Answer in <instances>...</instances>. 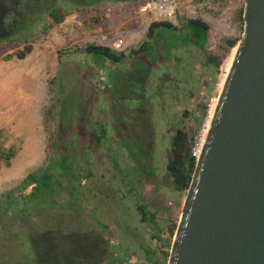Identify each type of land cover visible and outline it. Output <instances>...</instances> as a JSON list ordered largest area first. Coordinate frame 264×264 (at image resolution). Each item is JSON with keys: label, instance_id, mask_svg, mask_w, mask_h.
Returning <instances> with one entry per match:
<instances>
[{"label": "rangeland", "instance_id": "obj_1", "mask_svg": "<svg viewBox=\"0 0 264 264\" xmlns=\"http://www.w3.org/2000/svg\"><path fill=\"white\" fill-rule=\"evenodd\" d=\"M67 1L12 0L18 30L0 41V264H42L52 259L49 245L62 263L86 252L68 264H166L185 198L165 169L171 140L183 129L191 148L207 129L235 49L228 43L242 33L244 1L174 0L170 16L155 11L154 0ZM193 18L208 24L206 36L185 27ZM155 20L175 29L156 35L135 68L130 52ZM119 37L114 51L126 57L119 65L84 51L89 43L112 48ZM25 42L31 50L20 59ZM208 55L219 57L217 68ZM133 80L141 83L134 93ZM113 81L118 98L137 99L138 116L125 110L124 120L116 110ZM119 125L141 144L146 167L132 158ZM57 142L68 154V175L60 177L67 190L55 201L29 196L22 180L57 160ZM43 233L53 237L36 242L40 260L34 242Z\"/></svg>", "mask_w": 264, "mask_h": 264}, {"label": "water", "instance_id": "obj_2", "mask_svg": "<svg viewBox=\"0 0 264 264\" xmlns=\"http://www.w3.org/2000/svg\"><path fill=\"white\" fill-rule=\"evenodd\" d=\"M243 1L166 264H264V0Z\"/></svg>", "mask_w": 264, "mask_h": 264}, {"label": "trees", "instance_id": "obj_3", "mask_svg": "<svg viewBox=\"0 0 264 264\" xmlns=\"http://www.w3.org/2000/svg\"><path fill=\"white\" fill-rule=\"evenodd\" d=\"M46 1L48 5L49 4L48 0ZM70 1L72 2L73 5L76 4L75 2L76 0H69L67 2H70ZM146 1H149V0H146ZM12 3H13L12 0H6L4 2L6 8L3 7L4 15H3V18L0 20V41L15 39L14 34L18 30V25L20 21H17L19 18L17 14H15V10L13 9L14 7L11 5ZM47 5H44V4L41 5L42 6L41 9L47 10ZM9 6H12L13 8H9ZM54 17L55 19H58L59 17H61L60 13H59V16L57 15ZM185 27L190 30L189 32H191L193 36H195L196 31H200L203 33V36L204 35L206 36V32L208 30V24L200 18H193V19L186 20ZM5 28H9L10 31L9 30H8L9 32L6 31ZM173 29H175V27H173L172 23L166 20H155L149 23L148 28L146 30V34H145V40L142 41L140 45H138V47H136L135 49H132L130 52L135 60V68L139 67L140 64L142 63L140 58L144 55L146 56L149 53L150 43L156 37V35L163 39L165 38L164 31L165 33L166 31L171 32ZM238 39L230 41L228 43V46L234 47ZM30 50H31V46L25 42L23 49L17 53V57L20 59L24 58L25 55ZM84 51L88 54H92L96 56L98 60H100L103 64H105L106 62H109L113 65H119L126 59L125 54L123 52L114 51L111 47L106 46V45L89 43L85 46ZM206 58H207V62H206L207 65L213 64L212 66L217 68L220 62L219 57H216L215 55H208L206 56ZM132 86L133 88L131 89H132V92L134 93V92H137V88L140 89L141 83L138 80H135V81L133 80ZM116 88L117 86L115 82L113 81L112 96L116 99V101H114L115 107L117 111H120L121 113H123V119L126 120L127 117H126L125 110L130 109L131 111L132 109H134L137 111V109L135 108L137 107V105H139V102L137 101V99L134 100L135 98H132V101L135 103H132V101H129L127 99L128 97L121 96V98H118L117 92H116L118 90H116ZM136 114L138 116V111L136 112ZM135 127H138L139 129L141 127L140 121L138 119L136 120ZM117 130L118 132H121L120 134L124 140V144L127 150L130 152L132 158L135 159L138 163L143 164L144 167H146L149 162H148V159H147V156L144 150H143L144 154L140 152L139 147L141 144L136 142V139L134 136H132L126 130H123L121 125L117 127ZM104 133H105L104 128L100 127L97 133L96 131L92 133L93 138L91 140H93L95 143H99L102 139V136H104ZM138 134H142V133L138 131L137 135ZM171 148H172V156H171V159L166 163V166H165L166 173L168 174V176L172 178L177 189L186 193V190L190 182L191 174L194 168L195 158L191 156V148L189 147L188 136H187V133L183 129H180V128L176 129L175 134L173 135L172 140H171ZM57 149H58L57 160L53 161L52 164L46 170H43V172L39 175L33 172L28 173L22 180V184L24 183L23 184L24 186L26 187L31 186L30 188H27V189H30L28 193L29 196L32 195L33 193H36V196L34 197H37L38 196L37 194L39 193V195L42 194L41 195L42 198H45V195H46V196H50L54 200L58 198V196H60L62 192L67 190L65 183L62 182L60 177L64 175V173L67 174L69 172L68 170H69L70 164L68 162V154L66 153L65 149L61 146L60 142H57ZM71 176L74 179L78 178L77 175H74V176L71 175ZM68 191H69V188H68ZM50 234L51 233H43L40 237H38V240L34 242L35 249L37 248L36 242H39V239L42 237H47L49 239L52 238L53 236ZM49 247H50L49 249L50 252H52L51 253L52 259L41 261L42 264L43 263L45 264H68L69 261L73 260L71 258H74L75 255L77 256L76 259H78V258H81L82 254L86 253V252H80L78 250L75 253L70 254L69 256L66 255L67 258H64V262L62 263L61 259L55 253H53L52 245H49ZM43 251H44L43 248L39 251L36 249L35 254L37 255V258L40 259V255ZM77 263L78 262H76L75 264ZM89 264L91 263L89 262Z\"/></svg>", "mask_w": 264, "mask_h": 264}, {"label": "built area", "instance_id": "obj_4", "mask_svg": "<svg viewBox=\"0 0 264 264\" xmlns=\"http://www.w3.org/2000/svg\"><path fill=\"white\" fill-rule=\"evenodd\" d=\"M173 5L174 0H154L152 4V8L157 11L158 13H161L166 16H170L173 11ZM123 40L122 38H119L117 41L112 43L113 50H119L122 48ZM206 128L202 129L199 133V137L197 141L194 143V145L191 147V156L195 159L198 158L203 141L205 139L206 134Z\"/></svg>", "mask_w": 264, "mask_h": 264}, {"label": "crops", "instance_id": "obj_5", "mask_svg": "<svg viewBox=\"0 0 264 264\" xmlns=\"http://www.w3.org/2000/svg\"><path fill=\"white\" fill-rule=\"evenodd\" d=\"M120 38V37H119ZM119 38H117L115 41H117ZM115 41H113V42H115Z\"/></svg>", "mask_w": 264, "mask_h": 264}, {"label": "bare ground", "instance_id": "obj_6", "mask_svg": "<svg viewBox=\"0 0 264 264\" xmlns=\"http://www.w3.org/2000/svg\"><path fill=\"white\" fill-rule=\"evenodd\" d=\"M233 54H234V52H233Z\"/></svg>", "mask_w": 264, "mask_h": 264}]
</instances>
